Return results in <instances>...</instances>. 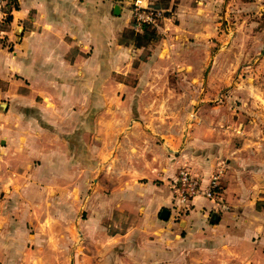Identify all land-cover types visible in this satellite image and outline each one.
Listing matches in <instances>:
<instances>
[{
  "label": "crops",
  "instance_id": "obj_1",
  "mask_svg": "<svg viewBox=\"0 0 264 264\" xmlns=\"http://www.w3.org/2000/svg\"><path fill=\"white\" fill-rule=\"evenodd\" d=\"M133 1L16 0L7 33L14 46L0 49V264H61L79 235L81 207L89 243L114 255L120 247L122 264H264V96L248 98L249 108L243 99L231 125L183 138L161 135L142 110L132 119L113 108L111 96L96 109L97 85H124L116 78L128 75L157 84L154 70L169 65L170 53L207 38L218 14L205 4L217 10L222 2L171 0L160 45L138 48L120 41L142 31ZM183 167L203 189L224 174L218 198L198 196L177 217L174 180Z\"/></svg>",
  "mask_w": 264,
  "mask_h": 264
},
{
  "label": "rangeland",
  "instance_id": "obj_2",
  "mask_svg": "<svg viewBox=\"0 0 264 264\" xmlns=\"http://www.w3.org/2000/svg\"><path fill=\"white\" fill-rule=\"evenodd\" d=\"M15 1L11 0V3ZM170 3L171 0H161L153 9L169 15L174 12ZM168 8L170 13L166 11ZM205 10L208 14H218L216 21H208L205 41L202 37L199 44V38L192 37L186 40L192 45L191 52L186 47L170 53L166 59L169 65L164 68V64H160L154 70L157 84L153 86L133 83L137 81L135 75L116 78L117 81L129 82L124 85H97L96 109L103 107V96H111L113 108L128 110L132 119L142 110L152 121L161 125V135L183 138L195 131L198 135L201 127L209 129L231 125L232 111L246 108L243 99L249 108L248 98L264 96V0H222L217 10L209 3L205 4ZM11 21L12 18L4 21L0 29L8 33ZM160 24L161 20L157 27L153 26L157 38L145 41L143 44L146 47L155 43L160 45ZM129 32L121 37V42L133 43ZM0 37V49L11 51L14 39L8 34ZM148 52V49L143 50L137 57L145 58ZM138 63L135 60V64ZM2 89L6 90V83H0ZM75 151L79 152L81 158L86 156V148L73 147L72 152ZM85 196L86 189L81 191L82 202ZM86 210V207H81L79 235L73 244L66 246L65 259L61 264H122L120 247L114 255L103 253V250L98 252L96 245L101 249L103 246L89 243ZM31 264L36 263L31 260ZM46 264L60 263L53 259Z\"/></svg>",
  "mask_w": 264,
  "mask_h": 264
},
{
  "label": "built area",
  "instance_id": "obj_3",
  "mask_svg": "<svg viewBox=\"0 0 264 264\" xmlns=\"http://www.w3.org/2000/svg\"><path fill=\"white\" fill-rule=\"evenodd\" d=\"M154 1H133L132 11L136 30H141L144 25L158 26L159 21L163 17V11L152 8ZM14 4L11 3V0H0V24L12 18L13 12L16 9ZM4 34H7V32L0 29V36ZM223 174L224 170L220 168L211 176L208 186L203 189L202 181L189 168L183 167L180 169L174 180V209L176 210L177 217L185 216L189 213L193 205V200L198 196H204L209 200L218 198L221 191Z\"/></svg>",
  "mask_w": 264,
  "mask_h": 264
},
{
  "label": "trees",
  "instance_id": "obj_4",
  "mask_svg": "<svg viewBox=\"0 0 264 264\" xmlns=\"http://www.w3.org/2000/svg\"><path fill=\"white\" fill-rule=\"evenodd\" d=\"M161 0H157L156 3H160ZM16 4V1H15ZM135 25V22L133 23ZM132 42L138 47L142 48L146 46L143 44L145 41H152L157 38V31L151 25H144L141 32H136L134 30L129 32Z\"/></svg>",
  "mask_w": 264,
  "mask_h": 264
},
{
  "label": "water",
  "instance_id": "obj_5",
  "mask_svg": "<svg viewBox=\"0 0 264 264\" xmlns=\"http://www.w3.org/2000/svg\"><path fill=\"white\" fill-rule=\"evenodd\" d=\"M116 10H119L120 9V7L119 6H116V8H115Z\"/></svg>",
  "mask_w": 264,
  "mask_h": 264
}]
</instances>
